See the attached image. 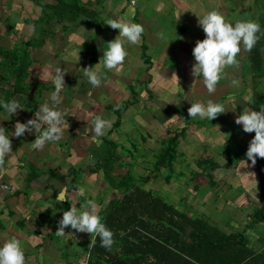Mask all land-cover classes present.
<instances>
[{"label": "rangeland", "instance_id": "rangeland-1", "mask_svg": "<svg viewBox=\"0 0 264 264\" xmlns=\"http://www.w3.org/2000/svg\"><path fill=\"white\" fill-rule=\"evenodd\" d=\"M96 1L83 0V2H91L92 5H90L94 10H97ZM231 2L236 4L235 21L236 18L240 20L239 14H244L246 11H250L251 19L258 21L263 15L264 0H231ZM114 3V0H111V2L105 1L102 5L106 6L109 9L107 11L112 13V7L117 10L121 8L119 4ZM193 5H195L193 7L202 10L206 6L201 0L195 4L193 3ZM242 19H247V16L242 17ZM106 29L105 25L98 27L92 22L78 25L74 29L75 36L69 41L73 47L68 50L67 56L64 54L65 57H62L68 63L70 62L69 65L71 67L68 70L69 72L66 73L71 78H65L66 85L61 93V102L57 105L60 110L66 113L67 124L65 125L63 138L56 142H48L43 149H33L31 146L36 138L34 130L30 133L28 139L25 138V143H29L27 149L32 153V158L37 168L42 170L45 175L50 169H55L67 178L66 184H63L57 180H49L48 176H43L39 180L32 182L30 187L22 191L19 198L15 199L14 202H9L7 213L12 210L13 215L7 217L5 237L0 239V243L14 235L21 237L25 248L26 264L87 263L88 249L94 234L77 231L68 226L65 228V236H57L55 231L58 228V224L53 225L49 217L42 218L38 215L52 207L54 196L61 201L68 197L72 203L71 205L78 209L83 206L85 199H93L98 205L99 213L107 209L109 203L120 196L119 193H116V196L114 195V190L105 182L102 171L91 172V169L96 166L98 160L104 154L103 142L98 145L92 139V125L89 121L96 115H103L106 118L114 117L113 125L102 137V141L104 139L109 140L132 151L133 156L127 154L123 156L128 162V170L131 171L137 186L162 197L181 211L197 214L202 211L201 201L199 200H205L203 204V208H205L207 195L211 192V197L213 196L214 198H212V203L215 205L212 210H222L226 216L234 213V217L238 218L239 221L251 222V220L248 221L247 217L253 216L254 207L247 208L242 206L238 208L235 204H231L223 208L218 199L226 194L227 200L232 203L237 202L236 199L239 196L235 190L226 193L219 188V185H222L223 182L231 181L233 184L235 183V188L240 189L242 167L246 164L242 163L240 165L241 158L235 160L227 158L224 150L234 151L233 148H235L236 142L230 143L232 142V136H226L225 128L220 125H223V121L229 123L228 115L230 112L227 109H232L234 105L236 107L241 105V98L237 96L243 89L251 87V77L242 76V70L238 64L233 67L232 71H225L223 80L219 81L220 83H218L215 92L206 94L200 85L201 78H196L192 74H188V77L184 76V78L179 77V83H176L175 79L166 80V82L159 78L158 75H144L141 71H137L135 75L134 69L140 66L143 59L140 55L142 48L141 50L136 48L138 52L136 54L137 63L131 68L128 67V70L131 69L130 71L127 70L128 72H125V69H103L107 73L104 83L99 87H93L82 76L81 68L89 66L95 68L97 66L95 65L97 60L90 58L91 55L96 54V48L83 45V41L88 36L94 37L95 35L100 36L98 38L103 37L105 40H110L109 33L105 32L103 34ZM164 29L166 30L165 26ZM47 30H50V27ZM53 30L56 37L49 39L50 43L53 44H51L52 48H55V41L61 44L59 31L61 28L55 24ZM166 36L167 40L162 41L164 43L169 42L166 48L169 47L170 49L169 45L174 37H172L170 31L166 32ZM56 49H58V45ZM161 52L163 54V51ZM165 56L168 57L167 55ZM171 57L173 58V56ZM159 58L165 62L163 57ZM182 74L185 75V71ZM190 75L191 77H189ZM36 76L37 73L32 72V76L29 77L28 81L35 84L38 81ZM43 80H41V83L47 87L46 90L44 89L45 92L41 95L36 94V96L29 95L23 99L24 103L22 106L24 107L23 113L26 115L25 122L34 117L35 111L40 104L50 102L54 84L50 82L52 81L50 79ZM233 80H237L238 83L234 84ZM259 90L264 91V80ZM208 99L224 104L226 111L218 114L212 121L207 118L202 119L199 116L191 117L189 115L188 108L191 103L196 101L206 102ZM127 102L130 104L126 105L122 111L120 115L121 122L117 125V116L111 110H108L107 107H119ZM217 125L220 127H216ZM182 130L185 132L177 142V159L174 162L172 180L170 182L165 181L164 177L168 174V171L164 169L160 170L158 179H151L148 182L139 180L140 177L150 175L153 169L152 163L160 153L162 141L170 133H175L176 131L182 133ZM239 144L241 143L239 142ZM118 151L122 154L121 149H118ZM214 152L217 154L216 159L212 157ZM211 157L213 161H216V169H213L211 165L202 167L198 165V161ZM22 161H25V159L20 160L19 164ZM228 164L232 165L234 170L225 171L224 165ZM256 166L257 164L254 165V168H257ZM17 167L19 168V177L16 180V185L22 188L24 185L22 181L25 179L24 174L27 169L25 165L21 166V164L17 165ZM72 168L83 171L78 178L77 188L74 190L70 186L72 178L70 169ZM246 168L250 171L248 166ZM204 169L206 173L213 174L210 175L211 179L207 176L199 175L194 180H191L194 173L204 171ZM211 181L215 185L208 188L207 183H211ZM16 185L14 182H9L6 185L9 188V194L13 191L12 189L16 188ZM81 185L87 189L85 196L77 194V189ZM198 193L200 197L197 196ZM230 194L234 197L233 200ZM252 195L251 193L248 194V202H250L251 198L253 199ZM16 204L18 207H16ZM232 205L236 208L231 207ZM246 208L247 211L244 213ZM236 209L238 210L235 211ZM20 220L25 221L23 229L18 226ZM49 233L51 237L47 235L43 238L44 235ZM64 249L68 250L67 253L69 252V263L62 256ZM208 251L206 250V253ZM209 253L212 254L213 252L210 251ZM185 256L187 257L186 253H179V262L198 261L195 257L185 258ZM207 257V255L204 256L203 260L200 261H203V264H235L241 255L233 257L228 253L214 252L210 256V260Z\"/></svg>", "mask_w": 264, "mask_h": 264}, {"label": "crops", "instance_id": "crops-1", "mask_svg": "<svg viewBox=\"0 0 264 264\" xmlns=\"http://www.w3.org/2000/svg\"><path fill=\"white\" fill-rule=\"evenodd\" d=\"M80 1L83 4H87L89 8L94 11L95 16H80L77 24L71 27V31L68 32L65 31V27L68 25L58 23L55 20L47 21V17L43 8L36 5L32 0H0V46L8 50H15L20 48L22 43H25L29 40H37V42H40V44L35 45V47L30 49V56L33 63L28 69L29 77L32 76V72H34L37 73L36 78L38 79V81L40 80V83L41 80L44 81L43 79L52 80L49 73L54 75L55 68L61 67L62 70H65L64 79L71 78V76L69 77L66 74L71 68L69 65L70 62L68 63L65 59H62V57H65L64 54L66 55L68 50L73 47L70 45L69 41L73 36H75V27H78V25L80 24H90V22H92L98 27L100 25H105V27L107 28L106 31L103 32V34L105 32L109 33L110 40H105L103 37L98 38L100 36L95 35L94 37L88 36L83 41V45L96 48V54L91 55L90 58L95 61L97 60L96 62L98 63L100 61L99 59H101V57L103 56V48L107 46V42L115 39V37L119 34V29L112 28L104 21L107 18L115 17H121L124 19L131 18L136 22L141 23L144 26L145 30L142 33V39L138 44H129L126 46L128 50V56L126 57L124 63L118 68V70L125 69V72L130 71L131 69L128 70V67L131 68V66L137 63L136 54H138V52L136 48L141 50V48L144 46L146 48L145 52L146 56L148 57L149 63H146L141 58L142 60L140 66H137L136 68L133 67L135 68V75L137 71H141L144 75L155 74L165 81L175 79L176 83H179V77L184 78V76L188 77V74H192V65L195 62L192 50L197 40H202L206 36L203 28L198 23V16L203 15L206 11L218 10L225 16L226 20L235 22L234 14L235 12H237L235 8L236 4L231 2V0H201L203 4L206 5L205 7H203V10L193 7L195 6L193 5V3L195 4L200 0H137L135 15L134 17H129L127 15V12L130 0H114V4H119L121 8L117 10L113 9L112 7V13L108 12L107 10L109 9L106 6L104 7L102 5V3H104L105 1L111 2V0H97L95 4V6H97V10H94V8L91 7V2H83V0ZM249 12L246 11L244 12V14L240 13V19H242V17L244 16H247V19H251ZM236 20L238 19L236 18ZM55 24L59 25L61 28V30H59L61 35V44H58V42L55 41V48H52L53 44L50 43V39L52 37H56L55 31L53 30V26H55ZM18 25L20 27H18ZM164 26L166 27V30L164 29ZM48 27H50V30H47ZM160 31H164L165 34L168 31L172 33V37H174V39H172L169 45L170 49L169 47L166 48L169 42L164 43L162 39L158 38L157 34ZM57 45L58 49H56ZM152 47L153 49H151ZM161 51H163V54ZM57 54L59 55L57 56ZM140 55L142 57V51H140ZM165 55H167L168 57H166ZM171 56H173V58ZM159 57H163L165 59V62ZM237 58L242 70L241 75L251 77V87L243 89L240 94H238L237 97L241 98V105L237 107L234 105L232 109H227L230 112L228 115L229 123H225V121H223V125L220 126L225 128L226 136L233 137H231L232 142L230 143L236 142V146L235 148H233L234 151L224 150L226 152L224 153L226 154L227 158L230 160L241 158L242 160L240 161V165L242 163L246 164L244 167H242V184L240 183V189L235 188V183L233 184V182L231 181H225L222 183V185H219V188L226 193L235 190L237 192V195H239L236 199L237 202L231 203L230 201H228L226 194L222 195L218 199L220 201L221 207L223 208L231 204H235V206L238 208L242 206H246L247 208L254 207L252 212L253 214L256 210L263 207V201L260 197L258 167L256 166L257 168H254V165L251 164L249 158L246 157L245 151H247L246 149L248 148L249 142L251 140L248 132L243 130L241 124H237L235 122L236 116L244 110L245 106L252 108L253 72L249 70L251 61L249 60L248 51L243 47V45H241V51L237 54ZM236 66L237 65L228 66L226 67L225 71H232L233 67ZM184 71L186 73L185 75L182 74ZM40 72L43 73L42 77L38 74ZM189 77H191V75ZM222 80L223 77L220 81ZM262 81L263 80L259 81L256 86V90L260 93H264V91L259 90ZM200 85L201 88L204 89L206 94H210L204 86L202 79H200ZM8 91V86H0V99L7 100ZM43 92L45 91L43 90L39 95H41ZM36 94L37 93H31L30 95L36 96ZM25 97L28 96L19 97L16 98V100H18L20 104L23 105V99ZM25 119L26 115H24L23 113V108H18L17 113L10 114L9 116L3 109V107H0V125L6 127L9 134H11V132H14L15 123L17 120H19L20 122H25ZM220 126L217 125L216 127ZM29 135L30 133L26 130L25 134L20 137H10L12 140L13 150L12 152L5 155L4 162L2 165H0V239L2 237H5L4 232L6 231L5 225L8 222L7 217L9 215H13L12 210L7 213L9 202H14L15 199L19 198L20 195H17V192L26 190V179L30 172L29 166L32 164L37 168L36 163L32 158V153L27 149L29 147V143H25V140L28 139ZM227 139L225 140L229 141ZM239 142L241 144H239ZM245 145H247V147H245ZM213 155L214 156L212 157L216 159V152H214ZM212 157L208 159H212ZM23 158L25 159V161H22L23 163L21 162L20 164L21 166L25 165L27 170L24 174L25 179L22 181V184L24 185L22 186V188H20L16 185V180L19 177V168L17 167V165H20L19 161ZM213 162L216 163L215 160ZM246 166L250 168V171H248V168H246ZM37 169L39 171H42L39 168ZM232 169V165H224L225 171H230ZM43 176L47 175L43 173V175H41L33 182L39 180ZM9 182H14V184L16 185V188L12 189L13 191L10 194L8 193L9 188L6 186ZM207 184L209 186L208 188H211L215 185V183L212 181L211 183L209 182ZM210 193L209 195H207L208 197L206 207L203 208L205 200H199L201 201L200 205L202 206V211L199 214L188 213L187 211H185L187 217L204 221L208 226L219 230L226 237L232 235L239 236V241L236 240L234 246H229L228 243L224 242L222 243V245L225 250H218L215 252H220L222 254L228 253L233 257L247 254V258L241 264H264V216H260L263 220L259 223H253V216L247 217L248 221L251 220L250 223L247 221H239L238 218L234 217V213L233 215L226 216L223 214L222 210H212L215 205H213L212 203L214 198L213 196L211 197ZM249 193L253 194V199L251 198L250 202H248ZM230 195L232 196V194ZM197 196L200 197V194L198 193ZM233 199L234 197L232 196V200ZM16 207H18L17 204ZM231 207H234V205H232ZM247 208L244 209V213L247 211ZM237 210L238 209H236L235 211ZM205 212L206 214H204ZM38 215L42 218L49 217V220L51 219L53 225H55L57 224L56 219L60 218L61 216V212L53 211L52 205L49 210L39 213ZM47 235L51 237L49 233L44 235L43 238H45ZM66 250L67 249H64L63 252ZM211 251L214 253V249H212ZM209 252L210 251L206 253V250H200V252H197L194 256H197L198 259L203 260V257L207 255V258H209L210 260V256L213 253L211 254ZM200 262L203 261L179 262V264H203ZM56 263L58 262L56 261Z\"/></svg>", "mask_w": 264, "mask_h": 264}, {"label": "trees", "instance_id": "trees-1", "mask_svg": "<svg viewBox=\"0 0 264 264\" xmlns=\"http://www.w3.org/2000/svg\"><path fill=\"white\" fill-rule=\"evenodd\" d=\"M32 1L43 8L47 21L55 20L58 23L68 25L65 27V31H69L71 27L76 25L80 16H95L94 11L80 0ZM258 22L261 25V30L258 33L260 38L250 51L247 50L251 61L249 70L253 72L252 108L257 110L264 107V93L256 90L258 82L264 80V12ZM38 44L40 42L37 40H29L15 50H8L0 46V86H8L7 100L29 96L33 92L39 95L44 89H47L40 82L32 84L28 81V69L33 63L30 49ZM145 51L146 48L143 46L142 58L146 63H149ZM128 104L130 103L127 102L119 107H107L117 116V125L120 124V115ZM184 132L182 130V133L178 131L170 133L162 141L160 153L152 163L153 169L150 175L140 177L139 180L148 182L151 179H158L161 169L168 171L164 177L165 181L170 182L172 180L174 162L177 159V142L180 136L184 135ZM248 134L252 139L255 132H248ZM103 145L104 154L96 166L91 169V172L102 171L104 180L114 190V195L120 194L109 203L107 209L99 213L107 227L114 232L115 242L109 250L102 247L100 237L94 235L88 249L86 264H179V253L184 252L187 254L186 258H192L200 250L223 251L225 248L222 243L226 242L229 246H234L236 240L239 241V236L226 237L219 230L208 226L204 221L187 217L184 211L179 210L162 197L137 186L131 171L128 170V162L123 156L124 154L133 156L132 151L105 139ZM118 149L122 150V154L119 153ZM256 163L263 207L253 213V223L261 222L263 219L260 216H264V158L257 157ZM198 165L200 167L211 165L213 169L217 167L213 160L208 158L198 161ZM29 170L25 188H28L34 180L43 175V172L32 164L29 166ZM82 172V170L70 169L72 175L71 189L77 188L78 178ZM199 175L211 179L210 174L206 173L204 169V171L194 173L191 180ZM47 176L49 180H57L66 184V176L59 174L55 169H50ZM20 193L17 192V195ZM71 204L68 197L64 201H60L54 196L53 211H60L61 218L63 211L68 210ZM60 218L56 219L57 224ZM18 226L23 229L25 221L20 220ZM93 241L95 242L93 243ZM206 245L208 246L206 247ZM67 251L63 252V257L69 263ZM246 258L247 254L242 255L235 264H241ZM197 260L200 261L198 258Z\"/></svg>", "mask_w": 264, "mask_h": 264}, {"label": "clouds", "instance_id": "clouds-1", "mask_svg": "<svg viewBox=\"0 0 264 264\" xmlns=\"http://www.w3.org/2000/svg\"><path fill=\"white\" fill-rule=\"evenodd\" d=\"M136 4L137 0H130L127 12L129 17H134ZM198 17V23L206 36L202 40H197L192 50L195 60L192 65V75L201 78L207 91L213 93L216 91L218 82L225 75L226 67L239 64L237 54L241 51V45L248 51L256 45L260 38L258 33L261 25L254 19H240L235 22L226 20L218 10L206 11ZM104 22L114 29H119V34L115 39L107 42V46L103 48V56L95 64L97 65L95 68L93 66L81 68L82 76L93 87H99L104 83L107 73L103 69H118L124 63L128 56L126 46L138 44L145 30L141 23L131 18H107ZM157 35L159 39L167 40L164 31H160ZM54 71V75L49 73L54 84L50 102L40 104L34 117L26 122L17 120L15 130L11 134L8 133L6 127L0 125V165L3 164L5 155L13 150L11 136L20 137L25 134L26 130L29 133L34 130L36 138L31 145L33 149H43L48 142H56L63 138L67 124L66 113L57 105L61 102V93L66 85L65 70L57 67ZM38 74L43 76L42 72ZM232 82L238 83L237 80ZM0 107H3L9 116L17 113L18 108H24L15 98L0 99ZM225 111V105L213 99H208L206 102H193L188 108L191 117L199 116L211 121ZM113 122L114 117L106 118L103 115H96L91 118L89 123L92 125V139L95 143L99 145L103 142L102 137L111 129ZM235 122L241 124L244 131L255 132L246 151V157L251 160L252 165H255L257 157L264 158V107L257 110L245 106L244 110L236 116ZM86 191V187L81 185L77 189V194L85 196ZM68 226L77 231L99 236L101 246L109 250L115 242L114 232L107 227L93 199H85L80 209L71 205L68 210H64L58 221L56 235L65 236V228ZM0 264H26L25 248L21 237L14 235L0 243Z\"/></svg>", "mask_w": 264, "mask_h": 264}]
</instances>
